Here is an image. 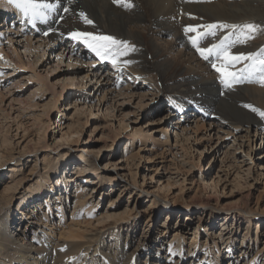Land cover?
<instances>
[{
  "label": "rangeland",
  "instance_id": "374dc122",
  "mask_svg": "<svg viewBox=\"0 0 264 264\" xmlns=\"http://www.w3.org/2000/svg\"><path fill=\"white\" fill-rule=\"evenodd\" d=\"M38 27L24 21L0 24V190L9 186L4 193L13 196L5 211L20 217L23 206L18 203L29 189L39 188L41 193L28 198L24 209L34 207L43 217L51 210L55 234L58 224L67 229L71 217L83 220L69 202L75 185L69 178L76 177L74 164L79 163L87 168L79 178L94 214L82 228L98 225L93 218L104 212L111 222L124 225V241L135 245L151 238L154 250L164 249L175 229L184 244L192 246L191 231L197 229V245L217 241L219 264H243L254 254L256 264H264V118L245 105L259 110L264 106L229 96L232 90L223 88L219 74L188 38L184 47L218 81L213 99L223 97L240 106L260 124L235 125L219 111L217 115L186 106L177 113L165 100L179 85L132 69L133 63L120 70L62 33L46 42L48 35ZM168 38L163 35L157 42L166 46ZM58 178L64 180L54 186ZM167 216L169 226H164L161 220ZM128 220L137 223L129 234ZM162 227L168 231L161 235ZM246 228L249 234L241 243ZM17 229L23 227L11 225V231ZM139 249L141 255L146 253L145 246Z\"/></svg>",
  "mask_w": 264,
  "mask_h": 264
},
{
  "label": "bare ground",
  "instance_id": "6f19581e",
  "mask_svg": "<svg viewBox=\"0 0 264 264\" xmlns=\"http://www.w3.org/2000/svg\"><path fill=\"white\" fill-rule=\"evenodd\" d=\"M132 4L134 5L132 8L126 9L113 3V0H71V2L61 0L56 14L62 10L63 6L68 7L67 13L64 11L60 13L64 19L59 18L58 21H54V13L47 23L37 21L36 25H39L38 28L44 32L48 31L49 27L55 26L52 31H48V38L45 37L46 42L56 39V32L68 35L72 31L99 32L129 41L137 49L127 57L136 61L133 63V68H130L145 74L152 73L160 77L163 82L170 81L179 85V87L172 88L165 100L166 106L174 108L177 113H180L183 110L182 107L186 106L188 109L197 108L206 113L211 111L217 115L221 113L220 116H224L229 123L233 122L235 125L260 124L258 118L249 111L239 108L240 106L237 107L223 97L213 99L218 91V81H215L213 75L207 70V66L203 64L204 62L197 60L193 53L184 47L186 38L192 33L186 35L183 31L189 25L221 22L237 25L254 23L260 28L253 36L255 40L249 39L245 44H237L231 51L245 54L258 53L264 49V0H203L200 3L189 2V4L183 0H132ZM81 11L94 23L91 25L84 23L79 17ZM0 14L2 17L0 24L5 27L9 22L18 21H24L30 25L9 0H0ZM229 32L238 35L240 30L218 28L215 37L209 36L205 39L204 47L214 42L219 43ZM147 33L149 34L148 41L145 38ZM163 35L169 38L165 40L167 45L162 47L157 41L162 40ZM41 40V38L38 39V41ZM147 43L150 48L147 47ZM148 54L151 55L150 59L147 57ZM93 70V73L97 72L96 69ZM262 88L260 85L240 86L232 89L228 94L231 97L242 96L251 99L263 107L264 90ZM189 92L193 95L190 98L185 97ZM164 110H167V107ZM74 165L77 172L74 179L69 178L75 183L73 193L69 195L71 198L69 202L73 210H76L75 213L85 218L79 221L72 220L74 217H71V222L64 230H61L64 226L58 224L57 234L53 229L55 226L53 227V224L49 222L51 210L48 213L43 212L42 214L46 215L43 217L35 212L34 207L27 212L24 209L28 198L41 193L38 192L39 188L29 189L30 192L23 201L18 203L20 207L23 206L22 215L16 217L14 211H5L7 205L11 208L13 196L4 193L10 188L9 186L2 187L0 190V264H182L186 259L185 264H207V260L209 264L220 263L221 255L217 241L212 240L202 246L197 245L198 241L194 240L197 236L195 234L197 229L191 231L194 232L190 239L192 246L185 245L178 229H175L172 231L174 233L171 239L166 242V247L162 249L157 246L154 250L155 240L151 238L146 241L143 237L139 244H135L137 247L124 241L121 237V229L124 225L114 220L111 222L110 216L103 214L104 212L101 217L93 218V221L100 222L98 225L90 230H86V227L82 228L81 223L88 225L89 219L94 216L93 206L89 202L84 185L80 184L81 178L79 177L85 173L86 165L79 163ZM60 180L64 179L58 178L53 185H58ZM64 187H67L66 183ZM60 188L63 187L60 186ZM64 200L67 202L68 195H65ZM59 208L62 215L63 208L61 206ZM168 218L169 216L166 220H161L164 221L162 222L164 226L165 224L169 226ZM17 223L23 227V230L11 231V225ZM71 223L74 225H70ZM136 225L132 220H128L126 222L127 234L130 230H134ZM13 228L16 229L15 226ZM244 230L241 243L245 242V237L249 234L248 228ZM167 231L162 227L160 234H165ZM143 246L146 247V253L141 255L139 247ZM139 255L140 257L145 255V258L139 260ZM257 257V254H254L250 259H245L243 264H256Z\"/></svg>",
  "mask_w": 264,
  "mask_h": 264
},
{
  "label": "snow or ice",
  "instance_id": "6c2138e0",
  "mask_svg": "<svg viewBox=\"0 0 264 264\" xmlns=\"http://www.w3.org/2000/svg\"><path fill=\"white\" fill-rule=\"evenodd\" d=\"M9 2L33 26L36 25L37 21L47 23L61 5V0H54V2L53 0H9ZM113 3L126 9L134 6L132 0H113ZM63 11L67 13L69 9L64 8ZM79 17L86 24L91 25L94 23L83 11L79 13ZM60 19L62 20L64 17L61 16ZM218 28L239 29L240 33L236 35L233 32H229L219 43L212 44L209 47H202L201 44L205 39L209 36H216ZM259 30V26L254 23L237 25L221 22L207 25H189L184 28V33L186 35L192 33V35H188L191 46L219 74V82L223 88L232 90L235 85L243 83H259L264 87V49H261L258 53L247 54L233 53L231 51L237 44L247 43ZM48 31H52V29L49 28ZM48 31L44 32V35H48ZM68 36L74 41L83 43L101 60L110 62L120 70H122V66L135 62L126 58L137 50L135 45L127 40L118 39L107 34L80 31L69 32ZM240 64L243 66L237 69L236 65ZM245 107L250 108L253 112L258 113L261 118H264V110L256 109L251 105H245Z\"/></svg>",
  "mask_w": 264,
  "mask_h": 264
}]
</instances>
